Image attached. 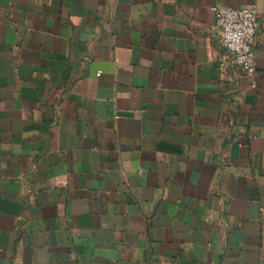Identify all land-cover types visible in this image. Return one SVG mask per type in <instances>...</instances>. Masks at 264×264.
Listing matches in <instances>:
<instances>
[{"label": "crops", "instance_id": "obj_1", "mask_svg": "<svg viewBox=\"0 0 264 264\" xmlns=\"http://www.w3.org/2000/svg\"><path fill=\"white\" fill-rule=\"evenodd\" d=\"M0 264H264V0H0Z\"/></svg>", "mask_w": 264, "mask_h": 264}, {"label": "built area", "instance_id": "obj_2", "mask_svg": "<svg viewBox=\"0 0 264 264\" xmlns=\"http://www.w3.org/2000/svg\"><path fill=\"white\" fill-rule=\"evenodd\" d=\"M215 26L220 31V43L225 52L220 57V69L233 66L251 76L255 73V40L259 32L258 16L250 6L234 8L214 4Z\"/></svg>", "mask_w": 264, "mask_h": 264}]
</instances>
